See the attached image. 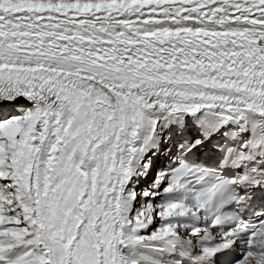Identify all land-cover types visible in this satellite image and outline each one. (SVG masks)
<instances>
[{
	"label": "snow or ice",
	"instance_id": "obj_1",
	"mask_svg": "<svg viewBox=\"0 0 264 264\" xmlns=\"http://www.w3.org/2000/svg\"><path fill=\"white\" fill-rule=\"evenodd\" d=\"M0 264H264V0H0Z\"/></svg>",
	"mask_w": 264,
	"mask_h": 264
}]
</instances>
